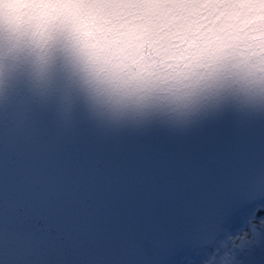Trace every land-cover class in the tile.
I'll return each instance as SVG.
<instances>
[{"label":"snow or ice","instance_id":"1","mask_svg":"<svg viewBox=\"0 0 264 264\" xmlns=\"http://www.w3.org/2000/svg\"><path fill=\"white\" fill-rule=\"evenodd\" d=\"M202 255L264 259V109L224 102L180 123L114 126L78 100L67 115L28 92L0 106V264Z\"/></svg>","mask_w":264,"mask_h":264},{"label":"clouds","instance_id":"2","mask_svg":"<svg viewBox=\"0 0 264 264\" xmlns=\"http://www.w3.org/2000/svg\"><path fill=\"white\" fill-rule=\"evenodd\" d=\"M114 126L264 109V0H0V97Z\"/></svg>","mask_w":264,"mask_h":264},{"label":"bare ground","instance_id":"3","mask_svg":"<svg viewBox=\"0 0 264 264\" xmlns=\"http://www.w3.org/2000/svg\"><path fill=\"white\" fill-rule=\"evenodd\" d=\"M252 209H249L248 215L251 214ZM247 226V218H241V220L233 227V231H239ZM211 250H209L210 252ZM204 259V256L202 255L197 259V264H199L200 260ZM254 264H264V259H262L260 256H256L254 258Z\"/></svg>","mask_w":264,"mask_h":264}]
</instances>
